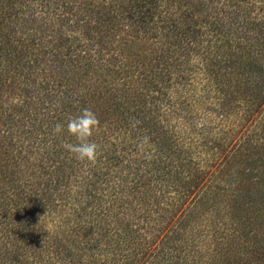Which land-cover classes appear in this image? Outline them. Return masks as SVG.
Segmentation results:
<instances>
[{
  "label": "trees",
  "instance_id": "1",
  "mask_svg": "<svg viewBox=\"0 0 264 264\" xmlns=\"http://www.w3.org/2000/svg\"><path fill=\"white\" fill-rule=\"evenodd\" d=\"M71 1L0 0V50L8 25L15 30L24 17L33 43L39 30V41L70 45L64 54L15 46L11 69H0V88H15L25 101V115L9 116L10 131L0 137V264H264V0H196L192 25L163 36L156 59L194 57L179 81H189L192 99L205 106L203 121L178 97L185 94L171 93L169 71L158 73L147 85L163 82L157 95L169 102L150 87L151 98L141 94L145 84L128 87L127 128L102 136L95 163L70 156L61 145L74 138L53 134V127L86 108L89 95L100 99L93 84L83 97L81 81L96 76L103 85L112 58L66 32L98 21L94 32L102 37L117 16L94 20L98 0L75 9ZM160 5L127 0L123 18L135 36L166 21ZM150 68L142 62L129 72L151 74ZM4 72L11 74L3 79ZM138 129L146 135L137 136ZM165 133L175 140L170 153L160 149ZM259 147L244 168L249 164L236 157ZM220 195L222 205L213 200ZM199 213L203 218L191 225Z\"/></svg>",
  "mask_w": 264,
  "mask_h": 264
},
{
  "label": "rangeland",
  "instance_id": "2",
  "mask_svg": "<svg viewBox=\"0 0 264 264\" xmlns=\"http://www.w3.org/2000/svg\"><path fill=\"white\" fill-rule=\"evenodd\" d=\"M83 1L87 0H72L70 5L72 7L77 8V5L81 4ZM217 2L221 3L223 0H216ZM99 2V8L96 11V14L93 16V19H97L98 17L105 18L107 16H117L116 19L113 21L114 30L111 33L109 31V28H111L112 22L108 23L107 31L102 35L101 34H95V28L98 26L97 22L95 21L90 22V27L88 29L84 27L83 30L81 28L78 29H71L69 32H66L70 37L75 36L79 39H82L84 42H89L93 45H96L95 48L99 49L105 48V52L108 53L109 59L112 58L111 64L108 68L107 73L105 74V81H103V85L97 84L94 80L93 76L92 78L89 76L85 77L90 80L89 83L81 81V88L79 89L80 93L83 95V97H86L89 93L91 88V85L96 88V85H99V88L96 89V91H100L102 94L100 96V99H98V96H90L88 97L87 101L88 104L86 108H90L98 117L100 121V127L98 131L93 135L91 139H93L99 146L100 142L102 141V136L109 137L112 135V137H116L119 133H123L125 127L127 128V123L129 119H125L128 117L131 110H129V106L125 103L129 99L128 97L123 96V92H127V88L129 87L132 89V87H135V89L138 86L147 85V80H151V76L155 77L156 80H159L156 78L158 73H162L163 75L166 74V72L169 71V77H171L170 83L174 84L172 88L169 90L171 93L178 89V92H176L178 95L185 94L186 97L178 96L180 100L186 99V107L190 104H193L195 106V111L193 110L191 115L195 117L196 121H203L201 114L198 116L200 111L205 108V106H198L196 102L192 99L190 94V86L188 83L189 81H179V77L187 78L189 71H185L188 68V65H192L195 61L193 60L194 57H190V60H188L185 57H179L177 60L175 58L173 59H162L157 60V51L160 47V44L163 42V36H171L172 34L176 33V28H179V31L186 29V24H191L190 19L195 18L189 13V7L192 6L196 2V0H160V9L159 12L161 15L166 18L165 22H158L157 20L154 21V23L151 25L154 29H151L149 33H138L137 36L134 33V29L131 27V23L124 19L123 17L126 16V6H127V0H98ZM122 2V3H121ZM118 3H121L118 9L117 5ZM111 6L115 7V9L111 8ZM25 12L28 14V11L25 10ZM22 18L19 22V25L16 26V29L14 30V26H9L10 32H8L9 36L6 38H3L4 42L1 45L0 50V69L10 70L11 66L14 64H11V61L14 56V47L16 46V50L20 49V46L28 45L30 47H35L36 50H33L35 54H41V53H56V54H64L66 49L70 47V45L61 46V41H56L55 39L47 40H38L39 37L45 36V34H42V31L38 30V35L33 37L34 43L32 40V33L25 29V27L28 25L31 26L29 21H26L27 19ZM169 19L172 20L170 24H168ZM196 19H200L199 16H196ZM157 21V24H156ZM21 24V25H20ZM36 26V25H35ZM116 27V28H115ZM176 27V28H175ZM133 30H132V29ZM43 29V28H42ZM73 31V32H72ZM24 35V36H23ZM49 35V33H48ZM70 43V42H69ZM109 47V48H108ZM73 49V47H72ZM115 49L119 50V57H115ZM3 53H2V52ZM110 51V52H109ZM41 52V53H40ZM3 54V55H2ZM61 58V57H59ZM58 58V59H59ZM167 59V60H166ZM166 61V65L165 62ZM17 63V61H15ZM147 64L150 69H152V73H145L144 75H137V72L130 73L132 70H130V67L134 64L142 63ZM171 63L172 66L169 67L168 64ZM19 64V63H18ZM45 64H47L46 60H42L40 62V68H42ZM8 67V68H6ZM130 70V72H129ZM128 72L130 78H124L123 72ZM182 71H185V73H180ZM12 72H14L12 70ZM7 73V72H6ZM11 73H7L1 77V78H7ZM164 79V78H162ZM138 80H141L139 83L135 84ZM92 86V87H93ZM132 86V87H131ZM155 86V88H154ZM157 86V87H156ZM164 86V83H156L154 82L151 84V86L147 85L145 86L144 91H142L141 94L147 95L151 98V94H149L148 91L150 89L152 90L151 93L153 95H157L158 88H161ZM150 87V89H149ZM111 90L108 92L107 90ZM148 90V91H147ZM140 93V91H139ZM168 93V92H167ZM161 101L168 103L169 101L166 96H160ZM122 98V99H120ZM163 99V100H162ZM94 100H97V102H94ZM149 102V99H146ZM171 101V100H170ZM24 98L20 94H16L15 88L11 90V88H0V137L4 136L6 137L9 130V127L12 125L11 117L9 116H24L25 112H21L24 106ZM224 102L223 107H225ZM149 108V106H147ZM124 120V121H123ZM126 123V124H125ZM122 125V126H118ZM125 126V127H124ZM25 130V129H22ZM160 131V130H158ZM143 129H138L136 131V135H146L143 133ZM240 134V133H239ZM237 134V137L239 136ZM152 135L147 134V139L150 140ZM234 138V137H232ZM175 140L173 137L167 133H165V139L161 143L160 149H163L164 153H170L171 149L174 148ZM264 147V146H263ZM262 147V148H263ZM262 148H256L254 150H251L249 153H242L239 158L242 164H249L248 166H244V168H248L252 161L254 159H251L250 157H255L258 154H254L256 152H259ZM13 150V149H12ZM14 151V150H13ZM264 150H262L261 153H263ZM185 152V151H184ZM102 152L100 151L99 154ZM238 160V161H239ZM169 161H166L165 163H168ZM172 163V160L170 161ZM181 162V161H180ZM184 162V161H183ZM12 164V163H11ZM171 168V167H170ZM187 169V168H185ZM17 170V168L15 169ZM187 173L186 171H184ZM19 176L20 174L17 173ZM23 177L22 175H20ZM247 177V176H246ZM178 187H182L181 184H178ZM169 192H173L172 190H169ZM200 194V193H199ZM134 195L129 194L128 198L133 199ZM212 198L210 199V203L212 202ZM226 197L219 196L213 199L214 201L223 204L222 201H225ZM124 201L123 199L116 200L115 202L118 205L120 202ZM114 202V203H115ZM203 206L199 207L198 210H203ZM69 207L57 209L58 210H65ZM206 213V212H205ZM215 213V212H212ZM203 216L201 213H199L196 220L191 222V225H196L199 223Z\"/></svg>",
  "mask_w": 264,
  "mask_h": 264
},
{
  "label": "clouds",
  "instance_id": "3",
  "mask_svg": "<svg viewBox=\"0 0 264 264\" xmlns=\"http://www.w3.org/2000/svg\"><path fill=\"white\" fill-rule=\"evenodd\" d=\"M99 127L100 121L96 114L90 108H84L77 115H69L66 123H56L53 134L66 131L74 138V142L65 141L61 147L78 161L95 163L99 157L100 146L91 138Z\"/></svg>",
  "mask_w": 264,
  "mask_h": 264
}]
</instances>
